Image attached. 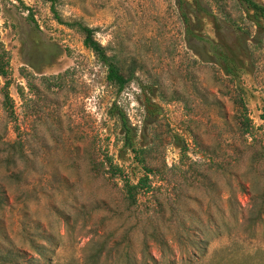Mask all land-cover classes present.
<instances>
[{"label": "rangeland", "instance_id": "rangeland-1", "mask_svg": "<svg viewBox=\"0 0 264 264\" xmlns=\"http://www.w3.org/2000/svg\"><path fill=\"white\" fill-rule=\"evenodd\" d=\"M226 2L236 14L240 6ZM58 8L140 68L119 93L50 2L0 0L14 101L11 115L0 77V264H264V43L241 82L253 126L243 135L234 101L242 90L213 57L212 45L237 38L219 13L217 23L193 19L188 29L179 0H63ZM122 113L155 146L162 171L132 213L123 181L109 182L88 160L93 151L134 171ZM18 139L27 157L13 162L9 142ZM182 147L195 162L188 174L203 181L171 170Z\"/></svg>", "mask_w": 264, "mask_h": 264}, {"label": "trees", "instance_id": "trees-1", "mask_svg": "<svg viewBox=\"0 0 264 264\" xmlns=\"http://www.w3.org/2000/svg\"><path fill=\"white\" fill-rule=\"evenodd\" d=\"M50 2L51 10L54 13V18L58 23L76 29L83 35L84 45L92 50L98 60L107 66L108 82L117 88L119 93L123 92L126 87L134 81L136 73L140 68V63L137 58H133L130 63L121 58L116 53H110V47L104 45L97 38V28L89 25L83 19L65 18L60 10L59 5L63 0H46ZM240 6L237 13H232L227 5L226 0H207L205 5L203 0H194L193 5H190L186 0H179L180 7L183 10V16L188 29H191L192 21L195 19V25L201 27V21L205 18L214 19L217 23L218 13L230 24L233 30L237 33L236 41L232 44L224 43L222 45H212L213 57L215 62L221 65L225 74L231 77L232 81L242 90L234 99L238 106L239 114L235 116L236 123L242 129L243 135L252 134V121L247 113L246 106V90L241 82L245 71L255 65L254 59L255 48H261L264 43V4L257 0H235ZM216 8H215V7ZM32 16V20L35 18ZM254 57V58H253ZM248 58V59H247ZM251 60V61H250ZM10 76V56L8 50L0 40V77L6 79L5 86V106L9 109L10 114L14 115V101L9 92ZM264 119V113H263ZM122 128L125 131L124 148L126 153H130L132 163L130 170L115 163L113 159L108 158L106 162H100L94 156L93 151L88 154V160L91 170L99 175H104L109 182L117 183L115 179L120 178L123 185L124 205L129 213L139 205L142 195L149 193L152 176H157L162 172L155 165L156 148L153 144L144 143V136H140L137 126H133L125 114H121ZM181 136L177 134L176 141H181ZM11 161L26 159V152L21 140L9 142ZM182 155L180 163L171 168L177 175L183 177L187 183L195 184L198 181H203L206 176L200 174L202 178L196 174H188L189 168L195 170V162L188 164V151L186 147H182ZM166 168L167 165L165 164ZM138 173L140 175H138ZM192 181V182H190ZM99 255V254H98Z\"/></svg>", "mask_w": 264, "mask_h": 264}]
</instances>
